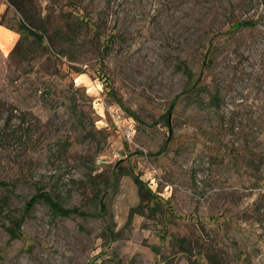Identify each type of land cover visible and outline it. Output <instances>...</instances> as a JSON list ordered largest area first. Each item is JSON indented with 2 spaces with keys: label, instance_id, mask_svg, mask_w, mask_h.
Returning a JSON list of instances; mask_svg holds the SVG:
<instances>
[{
  "label": "rangeland",
  "instance_id": "rangeland-1",
  "mask_svg": "<svg viewBox=\"0 0 264 264\" xmlns=\"http://www.w3.org/2000/svg\"><path fill=\"white\" fill-rule=\"evenodd\" d=\"M28 1L77 27L37 45L0 0V199L83 214L0 211V264H264V0Z\"/></svg>",
  "mask_w": 264,
  "mask_h": 264
},
{
  "label": "trees",
  "instance_id": "trees-1",
  "mask_svg": "<svg viewBox=\"0 0 264 264\" xmlns=\"http://www.w3.org/2000/svg\"><path fill=\"white\" fill-rule=\"evenodd\" d=\"M7 2L16 10V12L20 16V19L17 24L18 33L21 34L22 32H26L28 36L32 37L33 43L37 45H42L44 40L52 44L57 43L56 41L70 43L74 42V33L77 27L76 22L66 24L64 31L61 29L50 30L49 23L47 22L46 18L43 17L37 11L36 7L28 0H7ZM237 25L247 26L248 24L247 22H240ZM21 40L22 36H20L17 45L20 43ZM175 70L180 71L186 79L185 87L181 93H187L191 92L194 89H200V87L198 86L199 78H194V72L184 61H179L175 66ZM174 101H172L169 110H171V108L173 107ZM209 105L215 108H218L220 105L219 90L217 88L214 90V93L210 96ZM167 115L168 114H166L165 116L166 123L169 122ZM134 183L137 186V192L139 195L140 203H143L145 197L149 198L152 196L151 191L146 188L143 180L138 175H134ZM0 187L8 188L9 193L13 192V185L8 182H0ZM34 188L35 193L24 203L22 212L18 217H12L9 214V197L5 196L0 199V211H2L3 215L10 222V225L6 227V230L11 240L20 238L21 225L24 222L26 216L29 215V213L32 211L36 203L45 204L49 208L51 218L71 217L74 215L81 216L83 214L78 207H63L58 198V195L52 191L46 190V188H44L39 181L34 182ZM98 200L100 207L103 211L105 208L104 204L100 198ZM133 213H139L138 209L135 208L130 212V218Z\"/></svg>",
  "mask_w": 264,
  "mask_h": 264
},
{
  "label": "built area",
  "instance_id": "built-area-1",
  "mask_svg": "<svg viewBox=\"0 0 264 264\" xmlns=\"http://www.w3.org/2000/svg\"><path fill=\"white\" fill-rule=\"evenodd\" d=\"M126 136L129 137L130 136V132H127L126 133ZM110 157H112V159H116L118 157V153L112 152V154H111Z\"/></svg>",
  "mask_w": 264,
  "mask_h": 264
}]
</instances>
